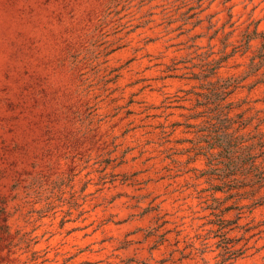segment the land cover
I'll use <instances>...</instances> for the list:
<instances>
[{
    "label": "rangeland",
    "instance_id": "374dc122",
    "mask_svg": "<svg viewBox=\"0 0 264 264\" xmlns=\"http://www.w3.org/2000/svg\"><path fill=\"white\" fill-rule=\"evenodd\" d=\"M260 175L264 0H0V264H264Z\"/></svg>",
    "mask_w": 264,
    "mask_h": 264
},
{
    "label": "trees",
    "instance_id": "16d2710c",
    "mask_svg": "<svg viewBox=\"0 0 264 264\" xmlns=\"http://www.w3.org/2000/svg\"><path fill=\"white\" fill-rule=\"evenodd\" d=\"M264 188V182L263 177H259V179L256 181L255 184L252 186V192L250 193L251 196H254L257 192H259L261 189ZM264 207V198L255 200L250 205H240L239 202H236L234 207H229L226 209V211L234 210L237 212L236 219L234 221H227L221 218V215H216L218 217V232L221 234L224 240V246H222L224 250L225 260H234L241 257L243 254L238 253V250H236V245L234 241L229 237V234L234 231L235 229H240L239 221L244 218L245 215V209H248V213L252 214L256 209ZM224 211V212H226ZM223 212V211H222Z\"/></svg>",
    "mask_w": 264,
    "mask_h": 264
}]
</instances>
